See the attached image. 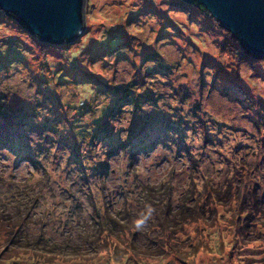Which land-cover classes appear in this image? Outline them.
<instances>
[{
  "label": "rangeland",
  "instance_id": "rangeland-1",
  "mask_svg": "<svg viewBox=\"0 0 264 264\" xmlns=\"http://www.w3.org/2000/svg\"><path fill=\"white\" fill-rule=\"evenodd\" d=\"M83 13L0 11V264H264V57L183 0Z\"/></svg>",
  "mask_w": 264,
  "mask_h": 264
},
{
  "label": "water",
  "instance_id": "water-1",
  "mask_svg": "<svg viewBox=\"0 0 264 264\" xmlns=\"http://www.w3.org/2000/svg\"><path fill=\"white\" fill-rule=\"evenodd\" d=\"M203 8L254 59L264 57V0H183ZM84 0H0V11L39 41L63 44L84 29Z\"/></svg>",
  "mask_w": 264,
  "mask_h": 264
},
{
  "label": "clouds",
  "instance_id": "clouds-1",
  "mask_svg": "<svg viewBox=\"0 0 264 264\" xmlns=\"http://www.w3.org/2000/svg\"><path fill=\"white\" fill-rule=\"evenodd\" d=\"M154 209L148 207L147 212L142 214L138 219L134 221V229L136 231H142L147 223L153 218Z\"/></svg>",
  "mask_w": 264,
  "mask_h": 264
},
{
  "label": "trees",
  "instance_id": "trees-1",
  "mask_svg": "<svg viewBox=\"0 0 264 264\" xmlns=\"http://www.w3.org/2000/svg\"><path fill=\"white\" fill-rule=\"evenodd\" d=\"M184 3V2H183ZM198 9H200V10H204L203 8H201V7H197ZM205 11V10H204ZM239 42V41H238ZM46 45H49V46H51V45H53L54 43H47V42H44ZM66 43V42H65ZM239 44H240V42H239ZM57 45H61V44H57ZM241 47V46H240ZM244 54H245V56H250L248 53L246 54L245 52H244ZM251 58H253L252 56H250ZM13 138H15L14 136H11V135H9V139H13ZM9 145V144H8ZM14 241V239H12V242Z\"/></svg>",
  "mask_w": 264,
  "mask_h": 264
}]
</instances>
